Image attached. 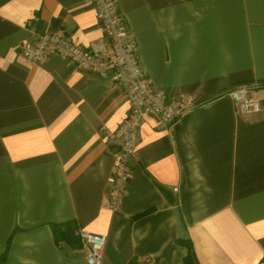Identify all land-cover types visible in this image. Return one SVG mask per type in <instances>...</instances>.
<instances>
[{
  "label": "crops",
  "instance_id": "0c3cea01",
  "mask_svg": "<svg viewBox=\"0 0 264 264\" xmlns=\"http://www.w3.org/2000/svg\"><path fill=\"white\" fill-rule=\"evenodd\" d=\"M143 69L196 108L169 129L144 118L122 211L108 207L130 111L122 88L21 46L40 31L107 44L89 0H0V256L3 264H88L52 224L104 235L103 264H264V0H116ZM259 83L263 111L227 89Z\"/></svg>",
  "mask_w": 264,
  "mask_h": 264
},
{
  "label": "built area",
  "instance_id": "2783aa9c",
  "mask_svg": "<svg viewBox=\"0 0 264 264\" xmlns=\"http://www.w3.org/2000/svg\"><path fill=\"white\" fill-rule=\"evenodd\" d=\"M89 2L97 12L106 46L84 49L63 33L40 31L24 42L21 55L30 65H44L52 57H61L78 70L110 80L122 88L129 103V114L117 131L107 132L108 139L121 143L108 192V207L113 213H120L132 179L130 160L138 148L145 116H152L157 128L165 130L196 108L197 103L192 96L169 99L165 93L155 90L141 65L138 41L116 0ZM261 90V84L252 83L234 87L226 94L234 101L236 111L247 116L263 111ZM79 234L87 263L103 264L107 237L82 231Z\"/></svg>",
  "mask_w": 264,
  "mask_h": 264
},
{
  "label": "trees",
  "instance_id": "16d2710c",
  "mask_svg": "<svg viewBox=\"0 0 264 264\" xmlns=\"http://www.w3.org/2000/svg\"><path fill=\"white\" fill-rule=\"evenodd\" d=\"M231 89H227V93ZM55 242L58 245H68L74 249H80L82 247V241L80 237V230L75 221H67L63 223H56L51 225ZM7 254L0 256V264L4 263ZM190 264V261L187 262Z\"/></svg>",
  "mask_w": 264,
  "mask_h": 264
}]
</instances>
